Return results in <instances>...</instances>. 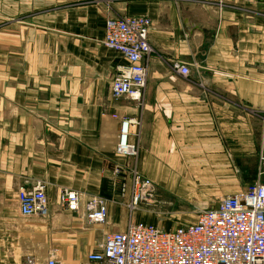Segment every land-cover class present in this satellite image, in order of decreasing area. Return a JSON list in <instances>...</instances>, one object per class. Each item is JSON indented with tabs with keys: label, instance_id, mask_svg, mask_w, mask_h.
Instances as JSON below:
<instances>
[{
	"label": "crops",
	"instance_id": "obj_1",
	"mask_svg": "<svg viewBox=\"0 0 264 264\" xmlns=\"http://www.w3.org/2000/svg\"><path fill=\"white\" fill-rule=\"evenodd\" d=\"M128 16L152 22L141 102L112 96L127 61L103 46L106 20ZM123 118L139 122L132 157L115 152ZM134 174L184 199L264 183V0H0V264L86 263L125 230ZM26 180L45 182L46 219L20 216ZM61 189L82 194L77 212ZM91 196L104 225L86 221Z\"/></svg>",
	"mask_w": 264,
	"mask_h": 264
},
{
	"label": "built area",
	"instance_id": "obj_2",
	"mask_svg": "<svg viewBox=\"0 0 264 264\" xmlns=\"http://www.w3.org/2000/svg\"><path fill=\"white\" fill-rule=\"evenodd\" d=\"M151 27L152 22L147 17L106 20L103 46L120 53L127 61L126 66L118 68L112 82L114 98L126 97L141 102L147 77L143 61L153 52L148 41ZM172 71L183 78L190 74L189 68L180 62L172 63ZM138 125L135 119L121 120L116 154L136 155V145L127 141V134L130 127ZM154 187L148 179L134 174L133 196L128 207L139 202L151 204ZM15 200L22 218L48 217L44 181H24L16 190ZM57 201L59 207L74 213L80 208L82 194L61 189ZM107 203L100 196L88 199L85 214L88 224L106 223ZM86 259L82 264H264V183L249 184L219 199L213 206L199 210L195 222L174 229L164 230L130 218L124 231L105 233L99 250L89 253ZM23 264L66 263L51 255L43 261L29 257Z\"/></svg>",
	"mask_w": 264,
	"mask_h": 264
},
{
	"label": "rangeland",
	"instance_id": "obj_3",
	"mask_svg": "<svg viewBox=\"0 0 264 264\" xmlns=\"http://www.w3.org/2000/svg\"><path fill=\"white\" fill-rule=\"evenodd\" d=\"M181 189L183 191L187 187L184 188L183 186ZM129 196L127 204L129 219L133 217L132 220L145 221L164 230L195 222L199 209L209 208L218 201L215 199L175 198L165 191H160L154 187L151 204L139 202L135 206H129V208L128 205L131 204L133 188L130 190ZM195 208L199 209L196 210Z\"/></svg>",
	"mask_w": 264,
	"mask_h": 264
}]
</instances>
